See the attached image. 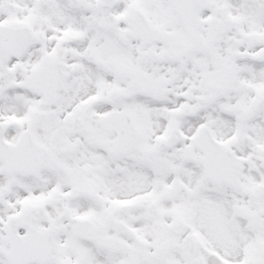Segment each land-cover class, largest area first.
<instances>
[{"label": "snow or ice", "instance_id": "1", "mask_svg": "<svg viewBox=\"0 0 264 264\" xmlns=\"http://www.w3.org/2000/svg\"><path fill=\"white\" fill-rule=\"evenodd\" d=\"M0 264H264V0H0Z\"/></svg>", "mask_w": 264, "mask_h": 264}]
</instances>
